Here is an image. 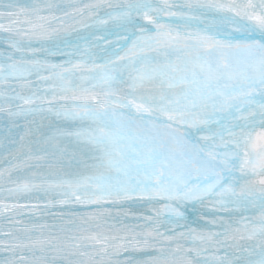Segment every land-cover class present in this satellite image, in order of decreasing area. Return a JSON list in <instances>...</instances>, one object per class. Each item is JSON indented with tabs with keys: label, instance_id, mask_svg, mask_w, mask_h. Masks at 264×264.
<instances>
[{
	"label": "snow or ice",
	"instance_id": "snow-or-ice-1",
	"mask_svg": "<svg viewBox=\"0 0 264 264\" xmlns=\"http://www.w3.org/2000/svg\"><path fill=\"white\" fill-rule=\"evenodd\" d=\"M0 128V264H264V0H0Z\"/></svg>",
	"mask_w": 264,
	"mask_h": 264
}]
</instances>
